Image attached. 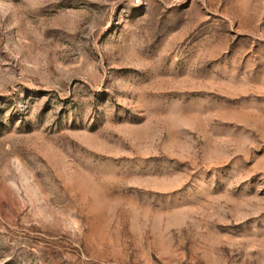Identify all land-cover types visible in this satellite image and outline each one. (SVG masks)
Returning <instances> with one entry per match:
<instances>
[{
	"label": "rangeland",
	"instance_id": "374dc122",
	"mask_svg": "<svg viewBox=\"0 0 264 264\" xmlns=\"http://www.w3.org/2000/svg\"><path fill=\"white\" fill-rule=\"evenodd\" d=\"M0 264H264V0H0Z\"/></svg>",
	"mask_w": 264,
	"mask_h": 264
},
{
	"label": "built area",
	"instance_id": "2783aa9c",
	"mask_svg": "<svg viewBox=\"0 0 264 264\" xmlns=\"http://www.w3.org/2000/svg\"><path fill=\"white\" fill-rule=\"evenodd\" d=\"M144 2H146V0H136V3H137V4H142V3H144Z\"/></svg>",
	"mask_w": 264,
	"mask_h": 264
}]
</instances>
